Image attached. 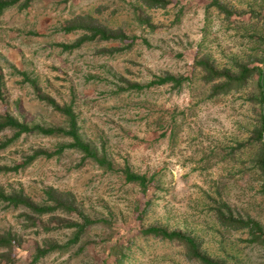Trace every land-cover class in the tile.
Here are the masks:
<instances>
[{"label":"rangeland","instance_id":"obj_1","mask_svg":"<svg viewBox=\"0 0 264 264\" xmlns=\"http://www.w3.org/2000/svg\"><path fill=\"white\" fill-rule=\"evenodd\" d=\"M11 1V0H3ZM34 0L0 14V114L28 126L65 128L52 107L68 106L81 139L111 164L85 159L71 141L0 131V264H194L178 242L150 227L192 238L199 252L226 264H264V247L234 217L264 230L263 154L258 70L264 69V0ZM89 28L124 35L74 47ZM134 40L131 42V40ZM239 78L206 83L198 62ZM172 76L181 80L156 84ZM25 164V165H24ZM151 180L147 191L124 171ZM91 223L77 237L76 226ZM51 249L34 262L40 251Z\"/></svg>","mask_w":264,"mask_h":264},{"label":"trees","instance_id":"obj_2","mask_svg":"<svg viewBox=\"0 0 264 264\" xmlns=\"http://www.w3.org/2000/svg\"><path fill=\"white\" fill-rule=\"evenodd\" d=\"M34 0H11V1H3L0 0V14L6 9L14 6L18 3H23L27 5L28 3ZM140 4L148 9H159L164 8L167 4L165 0H140ZM90 33L89 36L85 35L80 39L78 43L72 46H65L64 49L70 50L74 47H78L82 43L93 41L96 38L100 40H113L121 42L126 41V37L120 34H114L103 28H89L85 29ZM134 40L132 39L131 42ZM197 67H199L204 74L203 79L206 83H211L214 81H218L224 79V85L222 86V90H230L233 85H240L244 80L245 76L250 73L249 70H244L239 78H230L223 73H219L213 69V67L207 61L198 62ZM156 84H166L173 83L174 85H180L181 80L175 79L172 76H167L161 79H158ZM258 87H259V99L261 102L260 107V129L255 132V137H257V141L261 143V148L263 150V154L259 160V167L261 171L264 173V69L258 70ZM52 107L61 114L67 121V127L65 128H43L40 126H28L26 124L18 122L15 118L10 115H1L0 114V131L9 129L14 131V136L11 138L10 142L17 140L20 136L27 133H36L43 136H60L64 138L70 139V143L67 145L60 146L56 149L53 154L45 153V152H37L33 156L27 158L26 163H30L32 160L36 159L40 155H44L46 157H51L53 155H59L66 149H75L79 151L85 159L93 160L98 166L111 169V164L105 159V157H99L95 150H93L88 144H86L78 134V128L76 124V118L73 114L72 110L68 106L59 107L52 104ZM25 165V164H24ZM125 181L128 183L137 184L142 191L145 193L147 191V185L151 180H148L143 175H137L131 173L129 170L124 171ZM0 200L12 203V204H23L27 207H30L36 213H44L47 210L44 208H36L30 205L28 202L18 199V197H7L0 194ZM224 211H219L218 221L225 228L231 230H246L248 241L252 244L260 245L264 247V230L262 227L252 219L246 218L243 219L241 217H234L227 206L224 204ZM91 221L85 219L83 226H76L77 232L76 235L79 237L83 232L84 228L88 226ZM142 236H152L154 238H159L163 241L168 242H178L186 248L187 258L194 264H226L222 261L213 260L208 258L205 255H202L199 252L198 244L190 237L180 233V232H169L163 228L150 227L148 229L142 230L140 232ZM10 241L6 239L0 238V247H9ZM52 248L39 251L38 254L34 257V262L37 261L39 257L44 256L46 253L51 251Z\"/></svg>","mask_w":264,"mask_h":264}]
</instances>
